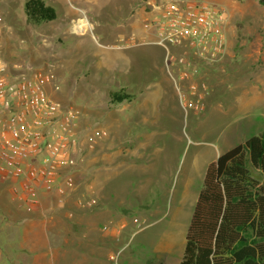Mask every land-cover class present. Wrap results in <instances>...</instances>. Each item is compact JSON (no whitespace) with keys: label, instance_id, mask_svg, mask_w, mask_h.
Masks as SVG:
<instances>
[{"label":"rangeland","instance_id":"rangeland-1","mask_svg":"<svg viewBox=\"0 0 264 264\" xmlns=\"http://www.w3.org/2000/svg\"><path fill=\"white\" fill-rule=\"evenodd\" d=\"M24 1L0 0V54L22 72L47 75L51 97L80 109L82 152L74 177L97 149L106 151L107 139L117 146L122 140L150 143L161 152L150 164L126 157L106 165L96 158L90 166L96 168L98 159L112 173L89 179L90 187L80 172L88 189L78 199L95 203L79 206V214L67 211L71 233L89 239L69 240L72 256L78 257L75 264H178L206 164L227 146L264 130V2L196 0L223 9L226 44L218 60L200 65L197 77L189 79L203 82L204 88L202 108L186 111L178 91H185L188 81L177 80V67L166 62L165 51L135 14L144 0H116L117 15L130 19L116 21L113 31L106 2L44 0L54 8L55 20L31 25ZM78 20L86 23L82 31L73 29ZM122 87L135 98L111 102L109 93ZM97 129L107 134L91 137L92 142L89 137ZM7 230H0L2 239ZM61 235L57 243L66 233ZM82 253L92 259H83Z\"/></svg>","mask_w":264,"mask_h":264},{"label":"built area","instance_id":"built-area-1","mask_svg":"<svg viewBox=\"0 0 264 264\" xmlns=\"http://www.w3.org/2000/svg\"><path fill=\"white\" fill-rule=\"evenodd\" d=\"M144 6L143 30L153 34L166 62L177 67V80L188 81L185 91H178L182 107L199 111L204 83L189 79L197 77L200 65L218 60L225 51L223 9L196 0H144ZM48 81L43 73L32 76L17 64H7L0 54V179L13 182L27 211L46 194L63 205L76 185L73 170L81 159L80 109L51 97ZM106 134L94 130L89 140ZM94 203L78 201L79 206Z\"/></svg>","mask_w":264,"mask_h":264},{"label":"trees","instance_id":"trees-1","mask_svg":"<svg viewBox=\"0 0 264 264\" xmlns=\"http://www.w3.org/2000/svg\"><path fill=\"white\" fill-rule=\"evenodd\" d=\"M23 8L31 25L56 18L44 0ZM109 95L113 103L133 98L123 87ZM178 264H264V130L207 165Z\"/></svg>","mask_w":264,"mask_h":264},{"label":"crops","instance_id":"crops-1","mask_svg":"<svg viewBox=\"0 0 264 264\" xmlns=\"http://www.w3.org/2000/svg\"><path fill=\"white\" fill-rule=\"evenodd\" d=\"M49 1L56 2V0ZM85 1L89 4H99L102 3V1L108 4L107 14L111 19L109 20L110 22L108 23V26L111 30H114L117 24L119 25L116 21H120L121 19H130L129 14H123V16L117 15V9L112 7L115 5L116 0ZM75 7L76 5H74L73 8ZM73 8L70 7L66 9L70 16L73 15V12H75ZM145 13V6H142L139 8L137 7L135 14L141 17L144 16ZM106 20H108L107 17ZM134 28H136V26H134ZM144 32L147 33L146 31ZM137 33H140V30H137ZM134 98L135 96L132 100ZM143 98L144 97L142 96V100ZM106 141H110L111 144H107L106 142L105 152L99 153V150L97 149V151L93 153L92 157L86 160L85 165L81 171L78 172L75 178L76 185L74 189L68 193L63 205L58 204L53 197L46 194L42 195L41 202L37 207H35V209L27 211L14 192L13 182L11 180L0 179V230H2V228L8 229V234L5 236V239L0 237V264H2L1 262H3V264H61L60 261L62 260L61 257L63 255L65 256L63 259L65 263L63 264H75L74 261L77 260L78 257L72 256L73 248L70 246L71 244H68V242L70 243L69 240L73 239L74 241L75 239L78 244V242H88L89 239H85V233H75L76 236L71 233L73 223L71 220L66 219V216L68 215L67 211L69 209H74L75 213H81L78 205V198L80 197L83 189H88L85 183L89 185V179H93L96 175H102L105 177L107 172L110 174L112 173V171L107 169V167L104 168V164H101V162L106 163L107 165L108 163H113L115 158L121 160L127 157L134 163H137L142 159L146 160V164H150L152 162V158L158 157L161 153L158 148H156V150L151 149L152 145L150 143H147L148 145H139V142H137L134 145L127 142L124 143L122 140L119 143L120 145L117 146L116 140L107 139ZM234 145L229 147L227 146V149L233 147ZM113 148L116 151L111 153ZM217 156L210 162L214 161ZM96 158H98L101 162L97 159L95 162L97 166L96 168H93L90 165ZM208 164H206V167ZM80 172L83 173L82 178L86 180L85 183L79 179ZM88 187H90V185ZM60 217L63 221L59 220ZM10 231L11 233H9ZM62 232L66 233L63 238L68 241L64 242L62 238V241L57 243L55 238L56 236H62ZM82 248L83 247H81V249ZM75 249L78 250L79 246ZM3 255H5V259L2 258ZM82 255L85 260L88 258H90V260L92 259L91 256L88 257V253H82Z\"/></svg>","mask_w":264,"mask_h":264},{"label":"bare ground","instance_id":"bare-ground-1","mask_svg":"<svg viewBox=\"0 0 264 264\" xmlns=\"http://www.w3.org/2000/svg\"><path fill=\"white\" fill-rule=\"evenodd\" d=\"M86 27V23L84 22V20L78 21V23L76 25H74L73 29H75V31H82L84 30Z\"/></svg>","mask_w":264,"mask_h":264}]
</instances>
